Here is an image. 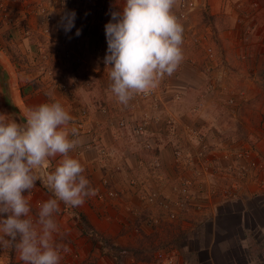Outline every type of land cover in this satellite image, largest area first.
<instances>
[{"label":"crops","instance_id":"crops-1","mask_svg":"<svg viewBox=\"0 0 264 264\" xmlns=\"http://www.w3.org/2000/svg\"><path fill=\"white\" fill-rule=\"evenodd\" d=\"M93 1L27 0L25 5L18 6L16 3L14 5L16 8H7V2L0 0V64L9 75L14 111L19 117L16 118L10 114L1 88L0 113L18 119L23 125L26 123L29 109L43 103L58 102L74 118L67 129L69 139L72 137L70 129L72 126L76 127V121L81 119L82 111L89 113V118L84 125V133L78 138L80 141L78 148L76 147L77 150H73L69 155L80 162L85 169V177L96 191H104L102 185L104 179L112 180L114 184L110 183V185L123 193V204L120 206L101 204L95 200L94 196L86 198L85 202L78 207H69L60 203V209L63 208L64 211L59 221L60 226L70 228L71 226L81 227V224H84L87 229H92L111 241L125 244L129 241L127 238L129 234L124 231L129 230L132 224L131 219L141 217L138 219L140 222L149 212L150 214L157 212L156 208L144 206L138 200L131 186L127 184L128 178L142 180L147 183L144 187L154 185L158 188V183H161L138 165V159H145L146 156L145 151L137 149L139 146L132 143L134 118L131 121L128 116L129 102L126 105L120 103L111 92L109 69L104 66L107 51L104 25L110 21L112 11L121 10L123 0H109L110 3L104 11H99ZM193 2L194 11L183 25V39L189 37L188 34L192 29L201 30L195 25L197 18L202 15L210 18L211 21L203 24L202 27L218 37L215 44L226 49V59L230 65L231 74L224 80V85L220 84L221 89L236 98L237 105L240 108L243 107L246 119L251 112L248 100L255 97L261 89L254 84L259 78H256V72L254 71L255 74H253L252 70L264 68L262 43L264 35L261 34V30L264 29V0H195ZM28 4H36V8H27ZM41 8L47 9L53 15L59 14L61 17L66 13L74 12V26L70 31L65 32L60 21L59 24L53 25L48 36L42 35V16L38 12ZM238 18H242L243 21L246 18L251 20L246 21L247 27L245 25L240 27L236 24ZM196 24L200 23L196 22ZM77 30L80 31L78 36ZM77 43L80 44L81 51L76 49ZM181 47L184 49L183 44ZM66 52L70 53L68 58L65 57ZM182 52L183 59L194 55L190 51ZM240 52L244 54L243 58L238 57ZM42 53L49 54L48 64L44 65L41 62ZM233 53L236 58L231 56ZM76 56H80L79 63H76ZM41 66H45L46 70H41ZM178 70L176 76L165 75L160 79L161 88L164 87L163 85L168 88L167 91L162 90L163 101L167 104L176 92L185 93V99L188 96L192 98L193 93H197V90L195 91L197 88L193 90L191 88L199 82V92L203 93L204 80L200 71L194 70L184 60L179 64ZM62 83H65L67 87L66 91L60 89ZM183 104L180 103L184 106L183 110L180 105L177 108L180 111H175L171 104L165 105L164 110L161 111L164 118L166 114L170 116L176 114L174 122L178 129L182 123H187L183 118L184 110H186ZM140 116L141 114L134 115L137 119ZM121 117L129 118L131 123H128L127 128L118 130L117 120ZM157 127L151 125L150 131L153 130L159 139L163 131L162 127L158 130ZM88 130L91 134L86 133ZM153 140L154 144H159L156 143V137ZM100 150L106 151L108 158H102ZM159 150L165 164L166 177L171 178L173 170L169 168L170 149L168 146L161 145ZM60 160L59 156L50 158L47 166L35 170L36 174L43 181L46 179V173L54 171ZM35 187L32 192L38 196L34 203L38 202L40 205L53 197L43 182L36 181ZM163 192L167 195V188ZM245 196L247 200L239 199V202L245 210H248L250 201L246 193ZM231 203L234 206L236 204ZM33 205L36 206V204ZM242 210L243 208H240L239 211ZM71 211L79 215L81 223L77 218L72 219V215L68 214ZM218 222L222 223L221 218L220 221L215 220L213 224L216 225ZM139 224L142 230L148 228L143 222Z\"/></svg>","mask_w":264,"mask_h":264},{"label":"rangeland","instance_id":"rangeland-1","mask_svg":"<svg viewBox=\"0 0 264 264\" xmlns=\"http://www.w3.org/2000/svg\"><path fill=\"white\" fill-rule=\"evenodd\" d=\"M26 1L5 0L7 8L15 7L16 3H18V6L25 5ZM35 6L36 4L26 5L27 8H36ZM5 11L7 12L8 9ZM247 20L251 19L246 18L243 21L242 18H238L236 24L240 27L242 25L246 26ZM187 21L180 24L183 26ZM195 21L200 23L196 24L195 22V25L201 30L195 28L190 31L189 37L183 39L184 49L182 51L194 53L193 56H186L183 60L187 61L194 70L197 69L202 73V79L204 80L203 93L199 92L198 89L200 82L194 84L191 88V90L197 88L195 89L197 93H193L192 98L188 96L186 100L185 93H173V98L168 101L173 109L178 110L180 103H184L183 105L186 108L183 118L187 123H182L179 129L174 122L175 113L173 114L174 117L166 114V118L163 117L161 111L157 113L158 115L159 113L162 114L160 117L165 122H172L173 134H169L167 131L165 134L163 124L154 125L158 126L157 130L162 127L163 132L160 138H157L156 143L168 146L170 149L169 168L173 170V176L168 178L165 174L166 182L158 183V188L164 195L166 193L163 190L167 188L168 193L166 196L177 199L175 188L178 187V183L175 178L179 174L187 176L188 179L192 180L194 187L191 202L189 204L183 202L180 205L178 212L181 220L178 222L170 223L164 214L158 210L154 214L149 212L147 216L141 219L140 222L148 226L146 229L142 230L139 227L140 222L138 219L141 217L131 219L132 224L129 230L124 231L129 234L127 237L129 241L125 244L111 241L104 235H100L92 229H87L84 224H81V227L77 226L78 228L76 226L61 227L59 221H61L64 213L62 208L60 209L61 212L54 217L59 228L58 233L54 234V240L68 249L67 252L61 253V264H67L68 262L71 264H163L156 259L158 253L165 254V256L168 254L174 256L177 264L181 262L187 264H264L263 195L252 194L254 186L243 183L239 184L241 186L239 188L240 195L235 193L236 198L231 197L230 194L228 195L224 191L230 192L231 190L229 175L228 173L225 175L223 170L225 164L222 162L220 164L215 163L217 158L219 159L222 155L227 154L231 148L239 146H250L260 155H264V68L251 69L256 72V74L253 73L256 78H259L258 82H256V79L254 84L260 86L261 89L255 97L248 100L251 112L248 113V118L245 119L243 107L240 108L237 105L236 98L227 91L228 94H226L220 86V84L224 85V80L228 79L229 74H231L228 59H226V49L221 46L218 47L215 44L218 37L210 33V30L207 31L202 27L203 24L211 21L210 18L202 15ZM261 34L264 35V29L261 30ZM194 39H197V42H194ZM262 43L264 46V40ZM234 52L237 55L236 51ZM231 56L236 58L234 53ZM238 57L243 58L244 54L240 52ZM207 58L210 60H207ZM203 63H207L208 71L204 70ZM163 86L162 90L167 91L168 88L165 85ZM160 87L162 86L160 85ZM176 96L180 97L179 101H175ZM227 98L234 100L233 107L225 104ZM163 104L169 105L166 101H163ZM183 107L180 105L182 110ZM128 109H130V101ZM204 112L205 114H203ZM123 119L125 118L118 119L117 124ZM128 119L126 121L129 123ZM15 121L19 123L18 119H15ZM190 131L197 134L202 132L205 136L204 143L210 151L206 155L207 161H210V166L204 176L197 177L198 175L194 170L197 147L195 143L191 144L193 140L189 137ZM153 133L155 132L153 131ZM132 138V143H134L135 138L133 136ZM175 147L186 152V156H183L182 160L174 159L172 153ZM146 184L143 182V185ZM149 187L156 186L149 185ZM196 191L202 196L198 197ZM244 191L249 197L248 201H250L248 210H245L239 202V199H246L245 193H242ZM233 192L234 190L231 191V194ZM37 196L33 192L28 196L31 208L30 217L33 220H35L37 209H39L38 202L34 203ZM231 202L236 203L235 206ZM33 204H36V206ZM228 204L232 206H227ZM240 208H243V210L239 211ZM68 214L72 215V219L77 218L81 223L82 220L79 215H75V211ZM220 218L222 223L213 224L215 220L220 221ZM93 234L94 236H92ZM0 235L3 234L0 233ZM128 247L140 249L143 256L148 257V260H144L142 255L135 258L132 254L123 253L122 249ZM0 264H23V262L19 258L18 251L8 248L0 249Z\"/></svg>","mask_w":264,"mask_h":264},{"label":"clouds","instance_id":"clouds-1","mask_svg":"<svg viewBox=\"0 0 264 264\" xmlns=\"http://www.w3.org/2000/svg\"><path fill=\"white\" fill-rule=\"evenodd\" d=\"M177 0H125L104 25L111 92L122 104L135 94L154 89L171 76L183 60V26L173 14ZM75 13L61 17L64 31L74 26ZM76 35H80L77 30ZM0 113V249L13 248L23 264H61L66 246L54 240L59 228L55 215L60 203L81 206L96 195L80 162L69 155L80 143L78 129L68 126L74 118L58 102L28 110L21 125ZM61 157L43 181L37 169L50 158ZM53 194L42 202L35 220L30 217L28 196L36 181Z\"/></svg>","mask_w":264,"mask_h":264},{"label":"built area","instance_id":"built-area-1","mask_svg":"<svg viewBox=\"0 0 264 264\" xmlns=\"http://www.w3.org/2000/svg\"><path fill=\"white\" fill-rule=\"evenodd\" d=\"M93 3L99 11H104L109 5V0H94ZM125 0L122 1L121 9L124 7ZM194 9V4L192 0H179V2L173 8V14L177 17L178 22L182 23L188 20V16ZM42 16V26L41 33L44 36L50 34L51 28L53 25L59 24L61 21V15H53L45 8H41L39 11ZM192 41V39H191ZM194 42H197V39H194ZM76 49L81 51V46L77 43ZM210 51V50H209ZM70 53L66 52L65 57L68 58ZM80 56H76V63L80 62ZM207 60H210L207 58ZM41 62L43 64H48L49 54L42 53ZM105 66V64H104ZM205 71H208L207 63H203ZM41 70L45 71L46 67L41 66ZM177 69L174 71L172 76H176ZM60 89L66 91L67 87L65 83L60 84ZM179 96L175 97V101H179ZM226 105L233 107L234 100L232 98H227ZM165 104H163L162 98V88L160 87V81L158 85L146 93L135 94L130 100V109L128 116L133 121V135L135 140L134 144L139 146L137 149L145 151V159L140 158L139 166L145 169L150 173L151 176L156 177L161 183L166 182L165 169L163 161L161 158L159 144H154L155 137L158 138L153 131H150L151 125L163 124L166 131L169 134L174 133V127L171 125L172 122L164 121L157 114L160 111H163ZM135 114H141L140 118H135ZM154 116H151V115ZM89 118V113L82 111L81 119L79 118L76 121V128L78 129V138L84 133V125ZM125 119L121 120L117 124L116 128L118 130L124 129L127 127L128 122ZM165 122V123H164ZM86 133L91 134V131ZM189 137L193 140L191 144L195 143L196 145V166L195 172L197 177L207 174L210 161H207L206 155L210 152L206 144L204 143L205 136L201 132L199 134L194 131L189 132ZM74 137H71L73 139ZM78 148V146H77ZM77 149L75 148L74 151ZM79 151V150H78ZM173 157L176 160H182L183 156H186L185 151L179 150L175 147L173 151ZM100 155L102 158H108V154L104 150H100ZM143 155V156H144ZM218 161V162H217ZM220 162L225 164L223 168L225 175H229V181L231 185L230 192L224 190L231 197L236 198L235 193H239V184H251L254 186V191L252 194H262L264 198V155H260L252 149L250 146H239L231 148L227 154L222 155L219 159L217 158L215 163L220 164ZM197 169V170H196ZM196 177V178H197ZM175 181L178 183V187L175 188L177 199L170 198L162 193L159 188L155 187H144L143 182L137 178H128L127 184L131 186L133 193L137 196L138 200L147 207L156 208L160 211L170 223L180 221L178 209L181 204L191 202L192 194L194 193V187L192 180L188 179L187 176H182L181 174L177 175ZM111 184H114L109 178L103 180L104 191H96L94 196L95 200L101 204H118V206L123 204L122 192L112 187ZM234 192L231 194V191ZM197 192V191H196ZM198 197L202 196L199 192L196 194ZM96 234V233H94ZM94 234L92 236H94ZM97 235V234H96ZM158 262L163 264H177L174 260V256L168 254L158 253L156 256ZM67 264H71L68 262ZM180 264H187L186 262H181Z\"/></svg>","mask_w":264,"mask_h":264},{"label":"water","instance_id":"water-1","mask_svg":"<svg viewBox=\"0 0 264 264\" xmlns=\"http://www.w3.org/2000/svg\"><path fill=\"white\" fill-rule=\"evenodd\" d=\"M0 88L2 90L4 99L9 108L10 114H12L16 118L19 117L17 113L14 111L13 101L10 94L9 75L1 64H0Z\"/></svg>","mask_w":264,"mask_h":264},{"label":"trees","instance_id":"trees-1","mask_svg":"<svg viewBox=\"0 0 264 264\" xmlns=\"http://www.w3.org/2000/svg\"><path fill=\"white\" fill-rule=\"evenodd\" d=\"M122 252L126 253L128 255L132 254V255H134L135 258H137L138 256L142 255L144 260H148V257L147 256H143L142 251L140 249H135V248L128 247L126 249H122Z\"/></svg>","mask_w":264,"mask_h":264}]
</instances>
